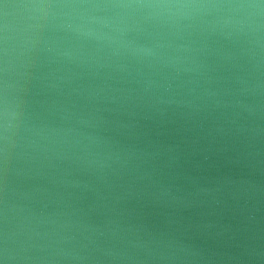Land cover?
<instances>
[{
  "label": "water",
  "instance_id": "obj_1",
  "mask_svg": "<svg viewBox=\"0 0 264 264\" xmlns=\"http://www.w3.org/2000/svg\"><path fill=\"white\" fill-rule=\"evenodd\" d=\"M4 264H264V0H5Z\"/></svg>",
  "mask_w": 264,
  "mask_h": 264
},
{
  "label": "snow or ice",
  "instance_id": "obj_2",
  "mask_svg": "<svg viewBox=\"0 0 264 264\" xmlns=\"http://www.w3.org/2000/svg\"><path fill=\"white\" fill-rule=\"evenodd\" d=\"M9 7V4L5 2V0H0V8L6 9ZM0 27H3L0 25ZM5 115V108L0 107V118ZM0 264H4L3 260H0Z\"/></svg>",
  "mask_w": 264,
  "mask_h": 264
},
{
  "label": "clouds",
  "instance_id": "obj_3",
  "mask_svg": "<svg viewBox=\"0 0 264 264\" xmlns=\"http://www.w3.org/2000/svg\"><path fill=\"white\" fill-rule=\"evenodd\" d=\"M5 116H7V108L5 107Z\"/></svg>",
  "mask_w": 264,
  "mask_h": 264
}]
</instances>
